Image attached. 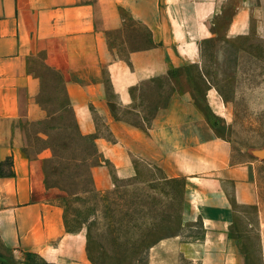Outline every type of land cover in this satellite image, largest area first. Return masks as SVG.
<instances>
[{
    "label": "crops",
    "instance_id": "1",
    "mask_svg": "<svg viewBox=\"0 0 264 264\" xmlns=\"http://www.w3.org/2000/svg\"><path fill=\"white\" fill-rule=\"evenodd\" d=\"M128 28L148 40L123 60L113 39ZM247 36L264 43V0H0V264H93L86 232L66 226L62 188L47 180V151L29 150L53 103L92 140L97 191L142 165L183 180V226L201 232L157 240L147 264H248L251 231L237 230L259 227L264 159L214 129L226 107L203 60L206 42L220 59L223 45ZM191 65L205 83L199 101ZM158 79L172 86L165 104L147 124L126 119L132 89Z\"/></svg>",
    "mask_w": 264,
    "mask_h": 264
},
{
    "label": "rangeland",
    "instance_id": "2",
    "mask_svg": "<svg viewBox=\"0 0 264 264\" xmlns=\"http://www.w3.org/2000/svg\"><path fill=\"white\" fill-rule=\"evenodd\" d=\"M124 37L115 36V56L125 60L127 49L144 45L147 32L128 28ZM224 54L216 59L213 44L206 42L203 51L204 72L222 95L226 111L211 118L216 132L244 157L264 159V43L255 37H239L223 45ZM219 58V57H217ZM198 87V101L205 83L196 65L186 67ZM187 70V71H188ZM172 91L168 79H158L132 89L133 113L126 119L145 124L156 107ZM56 115L41 128L30 132V151L46 150V174L50 184L63 190L68 230L86 232L87 256L93 264H147L149 247L157 240L172 235L185 239L199 236L197 223L183 226L185 197L182 179H164L156 167L142 165L131 180H113V186L97 191L92 185L91 166L97 158L92 140L74 128L68 109ZM259 160V159H258ZM261 199L260 218L253 214L257 229L242 241L250 250L248 264L264 263V164L258 167ZM257 219V220H256ZM261 248H260V247ZM41 264V263H40Z\"/></svg>",
    "mask_w": 264,
    "mask_h": 264
},
{
    "label": "trees",
    "instance_id": "3",
    "mask_svg": "<svg viewBox=\"0 0 264 264\" xmlns=\"http://www.w3.org/2000/svg\"><path fill=\"white\" fill-rule=\"evenodd\" d=\"M151 81H153V80H151ZM147 82H150V81H147ZM145 83H146V82H143L141 85H143V84H145ZM141 85H140V86H141ZM138 87H139V86H138ZM166 101H167V99H166ZM166 101H164L163 103H161L160 105H158V106L156 107V109L154 110V112H155L159 107L163 106V105L165 104ZM154 112L150 115V118L148 119V121L144 119L145 124H147V123L149 122V120H150L151 117L153 116ZM86 238H87V237H86ZM86 250L88 251V246L86 247Z\"/></svg>",
    "mask_w": 264,
    "mask_h": 264
}]
</instances>
